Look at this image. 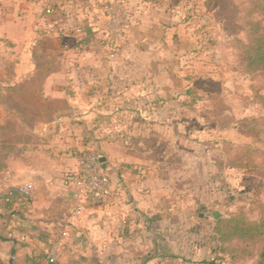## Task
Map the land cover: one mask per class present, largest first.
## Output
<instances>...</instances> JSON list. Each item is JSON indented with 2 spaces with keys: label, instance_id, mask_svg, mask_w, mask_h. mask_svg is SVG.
<instances>
[{
  "label": "crops",
  "instance_id": "obj_1",
  "mask_svg": "<svg viewBox=\"0 0 264 264\" xmlns=\"http://www.w3.org/2000/svg\"><path fill=\"white\" fill-rule=\"evenodd\" d=\"M96 3H70L99 14L51 35L38 0H0V264H49L57 240L54 264H225L214 226L234 207L235 169L187 140L203 106L188 55L211 45L155 1L130 8L111 47ZM86 152L103 156L114 196L77 213L62 179ZM27 181L31 198L3 200Z\"/></svg>",
  "mask_w": 264,
  "mask_h": 264
},
{
  "label": "rangeland",
  "instance_id": "obj_2",
  "mask_svg": "<svg viewBox=\"0 0 264 264\" xmlns=\"http://www.w3.org/2000/svg\"><path fill=\"white\" fill-rule=\"evenodd\" d=\"M38 1L41 5L39 11L43 34L51 35H62L75 29L83 30L84 21L89 20L91 16H98V8L72 10L68 5L73 2L86 6L87 2L92 4V1H95L96 5H103L101 10L112 20V27H117L113 17H122V14L128 17L130 8L136 3L152 6L157 4L155 1L161 2L162 5L163 2H168L175 20L185 24L187 33L191 34L190 42L200 44V48L203 47L202 44L211 45L209 50L199 53L197 57H192L191 53L188 55L189 66L191 65L189 68L197 72L198 76V96L203 98V106L198 110L202 115L200 114L193 124H189L190 128L192 126V129L197 131V137L188 136V144L196 140L208 150L212 147L219 148L225 163L227 158L236 162L240 151L246 146L251 148L249 159L254 167L252 164L247 169H235L232 193L235 204L230 212H233L237 220H242L244 227L246 222H255L260 218L264 212V75L260 71H246L245 47L254 36L253 22H260L261 27L264 25L263 14L259 13V9H255L256 4L262 3L263 0ZM52 7L55 11L48 13L47 10ZM44 47L53 49L55 43L46 40ZM3 75L0 74V80ZM245 118L247 120H244ZM251 118H255L262 127L257 130L246 129L245 127L256 123H253ZM217 156L220 158L219 154ZM236 242L229 248L235 249L234 255L231 252H223V256L228 257L225 264H229V256L234 258L232 264H253L261 243L246 245Z\"/></svg>",
  "mask_w": 264,
  "mask_h": 264
},
{
  "label": "trees",
  "instance_id": "obj_3",
  "mask_svg": "<svg viewBox=\"0 0 264 264\" xmlns=\"http://www.w3.org/2000/svg\"><path fill=\"white\" fill-rule=\"evenodd\" d=\"M255 9H259V13L264 16V0L260 4H256ZM253 38L250 39L248 46H246V61H247V72L251 71H260L264 75V25L261 27L260 22H253ZM244 120H247L246 118ZM253 123L257 120L255 118L250 119ZM249 127V128H248ZM260 127L259 123H255L253 126L245 127L248 130H257ZM262 127V126H261ZM260 127V128H261ZM244 128V129H245ZM264 128V125L263 127ZM262 131V130H261ZM225 143V141H224ZM251 148L246 146L243 151L239 152V157L237 161H233L230 158L226 159V166L230 168H239V169H247L249 168L253 162L249 159V154L251 153ZM254 167V164H253ZM12 194L11 200L15 198V196H20L16 190H11ZM9 196V193L3 196V200L5 202L6 198ZM242 220H237L233 212H229L227 216L220 218L215 226L214 232L216 235V239L218 241V247L221 252H231L234 255L235 249H229L230 246L236 241L238 243L244 244H255L256 242L261 243V248L257 253V258L255 259L253 264H264V212L260 216V218L255 221L246 222V227L242 226ZM244 224V223H243ZM252 242H251V241ZM237 243V242H236ZM46 257V256H45ZM230 262L232 264L234 262V258L229 256ZM28 264H41L36 261L30 260ZM54 264V263H49Z\"/></svg>",
  "mask_w": 264,
  "mask_h": 264
},
{
  "label": "built area",
  "instance_id": "obj_4",
  "mask_svg": "<svg viewBox=\"0 0 264 264\" xmlns=\"http://www.w3.org/2000/svg\"><path fill=\"white\" fill-rule=\"evenodd\" d=\"M54 7L47 10L48 13H53ZM114 23L117 27L114 29L113 34L109 38V45L114 47L117 44L119 36L121 35V27L127 23V15L122 14V17L114 16ZM116 52L113 50L110 58H115ZM102 155L95 152H86L79 157L78 166L75 171L63 177V183L72 192L75 198L81 199L82 202L77 205L76 212L80 213L85 207H102L107 206L114 196V188L110 175L105 171L102 163ZM35 190V184L27 181L18 186L16 192L24 198H31ZM12 192L6 198L7 202L11 201ZM68 232L62 233V236H67ZM80 238L83 237L82 233H78ZM58 244L57 240L47 251V258L50 263L57 261L58 257Z\"/></svg>",
  "mask_w": 264,
  "mask_h": 264
}]
</instances>
